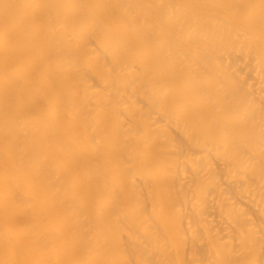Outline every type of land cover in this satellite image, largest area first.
<instances>
[{
  "label": "bare ground",
  "instance_id": "1",
  "mask_svg": "<svg viewBox=\"0 0 264 264\" xmlns=\"http://www.w3.org/2000/svg\"><path fill=\"white\" fill-rule=\"evenodd\" d=\"M0 264H264V0H0Z\"/></svg>",
  "mask_w": 264,
  "mask_h": 264
}]
</instances>
